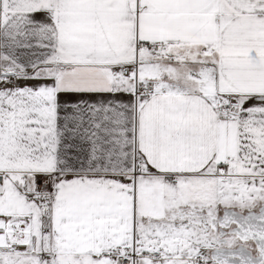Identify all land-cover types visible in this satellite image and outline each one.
I'll return each mask as SVG.
<instances>
[{"label":"snow or ice","instance_id":"1","mask_svg":"<svg viewBox=\"0 0 264 264\" xmlns=\"http://www.w3.org/2000/svg\"><path fill=\"white\" fill-rule=\"evenodd\" d=\"M0 264H264V0H0Z\"/></svg>","mask_w":264,"mask_h":264}]
</instances>
